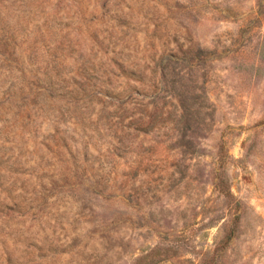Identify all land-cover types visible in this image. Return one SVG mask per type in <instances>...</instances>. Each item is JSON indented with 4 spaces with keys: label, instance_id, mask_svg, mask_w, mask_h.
Instances as JSON below:
<instances>
[{
    "label": "rangeland",
    "instance_id": "obj_1",
    "mask_svg": "<svg viewBox=\"0 0 264 264\" xmlns=\"http://www.w3.org/2000/svg\"><path fill=\"white\" fill-rule=\"evenodd\" d=\"M152 250L264 264V0H0V264Z\"/></svg>",
    "mask_w": 264,
    "mask_h": 264
},
{
    "label": "trees",
    "instance_id": "obj_2",
    "mask_svg": "<svg viewBox=\"0 0 264 264\" xmlns=\"http://www.w3.org/2000/svg\"><path fill=\"white\" fill-rule=\"evenodd\" d=\"M131 75L129 76V78H134L135 80L142 82V77L137 75L136 73L131 72ZM160 75L162 78V82L166 83L167 82V73H166V67L164 65L160 66ZM173 86L172 89L176 90L175 88V81H172ZM178 91H180L178 89ZM178 104L181 107V115L178 117L177 119V123H176V128L179 131L178 134V138H180V140H178L177 144H181V143H185L186 139H187V130L188 127L191 126V116H193V105L188 104V100L187 98L183 95L182 92H180V98H179V102ZM137 123H139L140 127V131H142L144 134H149L150 132L154 131L157 127V116H146V115H141L140 118L137 120ZM185 130V132H183V128ZM155 128V129H154ZM154 129V130H153ZM182 135V136H181ZM117 145L120 147L122 145L121 141H117ZM221 151H223L225 149V142H223L221 144ZM116 149V146H115ZM222 157V156H221ZM221 167H224L225 164V159L221 158V163H220ZM216 179V183L215 186L217 188V190L219 191V193L227 199H230V197L232 196V192L231 189L228 186L227 180H225V178L222 176V174H216L215 176ZM158 254V251H154L152 250L150 253L148 252L147 254L143 255L142 257L138 258L135 264H157L159 262H161V260H155L156 255Z\"/></svg>",
    "mask_w": 264,
    "mask_h": 264
}]
</instances>
